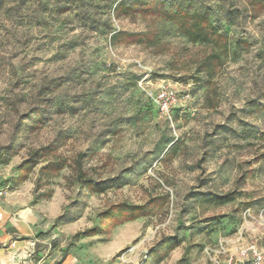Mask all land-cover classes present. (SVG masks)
I'll return each mask as SVG.
<instances>
[{
    "label": "rangeland",
    "instance_id": "rangeland-1",
    "mask_svg": "<svg viewBox=\"0 0 264 264\" xmlns=\"http://www.w3.org/2000/svg\"><path fill=\"white\" fill-rule=\"evenodd\" d=\"M120 1L136 0H10L27 9L8 12L0 6V165L19 197L10 216L35 211L29 234L9 232L35 245L34 262L51 264L52 249L61 264L71 251L85 264L95 245L111 240L113 230L96 240L83 236L102 225L103 210L168 193L169 205L142 219L138 242L112 245L103 264H210L206 250L221 239L240 264L236 247L264 249V11L254 17L248 0H160L168 9L208 12L229 36L226 66L209 81L197 70L209 47L163 19H116ZM43 7H51V18L44 20ZM117 31L151 34L154 43L112 46ZM162 85L179 92L183 112L173 123L152 99ZM209 95L218 107L207 106ZM49 144L69 162L84 153L85 169L113 179L112 188L94 195L70 168L51 177L44 164L20 183L19 166ZM229 193L233 200L217 199ZM168 236L180 246L161 262L149 257Z\"/></svg>",
    "mask_w": 264,
    "mask_h": 264
},
{
    "label": "trees",
    "instance_id": "trees-1",
    "mask_svg": "<svg viewBox=\"0 0 264 264\" xmlns=\"http://www.w3.org/2000/svg\"><path fill=\"white\" fill-rule=\"evenodd\" d=\"M5 0L4 4L0 0L1 8L6 10L14 9H27L25 4L22 7L14 5V7L8 4ZM251 11L254 17H258L264 11V0H248ZM71 7L60 8L59 10H70ZM40 14L44 15V20L47 16L51 18V7H43L40 9ZM48 14V15H47ZM114 17L116 19L122 18H134L139 15L144 17H154L163 19L164 21L175 24L180 32L187 37L194 44H201L209 47L210 51L207 52L197 65V70L200 73H205L208 76L209 81H214L224 70L227 60L230 55V38L228 35L222 33L213 23L208 12L204 13H190L185 10H172L165 6V3L160 0H136L131 4L124 1L117 3L113 10ZM46 16V18H45ZM154 37L151 34L142 33H129L125 31H117L110 36V44L112 46H118L121 44H153ZM215 90L211 87L210 94ZM207 106L211 109L218 107V99H214L209 95L207 97ZM259 113L264 114V106L259 107ZM176 113H181L177 110ZM58 148L53 144L42 146L34 151H31L29 157L19 166V182H26L40 164H44L41 167L42 172H48L51 177H56L66 167L70 168L76 181L84 185L88 191L92 194H105L113 186V179H101L94 175H90L88 170L85 169L84 158L85 154L80 152L74 158L73 162H69L63 159L61 155H58ZM260 159L264 158V155L259 156ZM246 175H243L240 180L245 182ZM6 183L10 185L8 178ZM235 198V193H229L226 195H218L217 199L220 201H231ZM170 203V195L168 193L161 194L150 198L144 204H134L127 201L111 204L108 208L103 210L99 214V218L102 221V225L94 227L83 233L84 237L94 236H107L110 230L143 218H149L155 214L159 209L167 207ZM138 240L135 241V243ZM180 243L174 237H163L157 245L150 249L149 257H155L158 262L163 261L174 249L178 248ZM130 248L122 250L118 255L121 256L127 252Z\"/></svg>",
    "mask_w": 264,
    "mask_h": 264
},
{
    "label": "crops",
    "instance_id": "crops-1",
    "mask_svg": "<svg viewBox=\"0 0 264 264\" xmlns=\"http://www.w3.org/2000/svg\"><path fill=\"white\" fill-rule=\"evenodd\" d=\"M18 199L19 197L16 193H9L6 199L0 201V212L3 215V218L0 219V264H39L32 259L30 260V258L28 259L30 252H34L35 245L27 240H14L11 232H9L11 228L13 229L15 227L24 234H29V232L32 231L29 222L31 219L35 218V211L33 209L25 208L14 218L10 216L18 206ZM57 206L59 205L57 204ZM144 228L145 221L142 219L115 228L109 242L105 244L99 243L93 247V261L91 260L85 264H103L105 260L103 253H105V250L110 251L112 245L116 243H120L121 245L114 250H119L124 244H131L133 241L137 240ZM99 237L101 236L89 237L87 240H96ZM114 250L113 252H115ZM107 255H109V257L111 256V254ZM74 256V251H71L62 264H77L79 261ZM59 258L60 255L51 249V264H61L59 263Z\"/></svg>",
    "mask_w": 264,
    "mask_h": 264
},
{
    "label": "built area",
    "instance_id": "built-area-1",
    "mask_svg": "<svg viewBox=\"0 0 264 264\" xmlns=\"http://www.w3.org/2000/svg\"><path fill=\"white\" fill-rule=\"evenodd\" d=\"M153 102L158 113L165 119L173 123L174 113L177 110L183 112V107H176L180 104L179 92L175 87L162 85L156 94L152 95ZM10 193V186L6 183L2 166L0 165V201L7 198ZM3 218L0 212V219ZM15 245V244H13ZM207 258L210 264H238L234 261L233 255H229L226 240H219L216 247H208L206 250ZM235 255L240 264H264V249L255 243L240 245L235 249ZM227 256V260L223 257Z\"/></svg>",
    "mask_w": 264,
    "mask_h": 264
}]
</instances>
